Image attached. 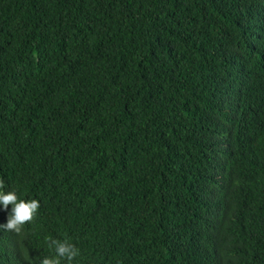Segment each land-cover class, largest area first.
I'll use <instances>...</instances> for the list:
<instances>
[{"label":"trees","instance_id":"obj_1","mask_svg":"<svg viewBox=\"0 0 264 264\" xmlns=\"http://www.w3.org/2000/svg\"><path fill=\"white\" fill-rule=\"evenodd\" d=\"M0 179V264H264V0H0Z\"/></svg>","mask_w":264,"mask_h":264},{"label":"clouds","instance_id":"obj_2","mask_svg":"<svg viewBox=\"0 0 264 264\" xmlns=\"http://www.w3.org/2000/svg\"><path fill=\"white\" fill-rule=\"evenodd\" d=\"M4 187V180L0 179V205L5 209L9 205L12 207L7 216V222L0 224V229L19 235L23 230V226L34 219L39 209V201L36 199H18L14 191H3ZM46 239L48 240L49 247L54 249L55 256L44 257L40 261V264H60L61 259L71 262L79 254V250L73 244L51 238Z\"/></svg>","mask_w":264,"mask_h":264}]
</instances>
